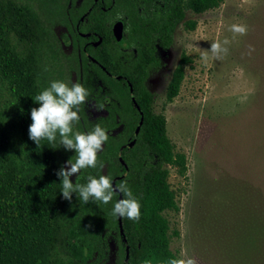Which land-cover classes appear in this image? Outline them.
Returning a JSON list of instances; mask_svg holds the SVG:
<instances>
[{
  "label": "trees",
  "instance_id": "obj_1",
  "mask_svg": "<svg viewBox=\"0 0 264 264\" xmlns=\"http://www.w3.org/2000/svg\"><path fill=\"white\" fill-rule=\"evenodd\" d=\"M223 1L0 0V264H107L115 239L120 264L179 260L164 212L178 209L169 166L184 174L186 156L174 151L147 78L160 65L158 47L172 45L177 26L195 29L186 11L202 13ZM118 22L122 44L113 32ZM191 61L183 52L167 85L168 101L178 95ZM53 79L82 83L90 93L74 128L83 132L99 123L108 140L97 166L70 180L84 184L89 175H107L125 184L140 216L121 217L123 231L110 212L120 193L108 204L84 203L75 193L62 199L55 172L73 152L28 139L29 110L36 106L31 96ZM94 101L103 104L98 114Z\"/></svg>",
  "mask_w": 264,
  "mask_h": 264
},
{
  "label": "rangeland",
  "instance_id": "obj_2",
  "mask_svg": "<svg viewBox=\"0 0 264 264\" xmlns=\"http://www.w3.org/2000/svg\"><path fill=\"white\" fill-rule=\"evenodd\" d=\"M186 19L195 29L177 26L147 79L174 151L186 156L184 174L169 166L178 204L164 212L170 248L192 264H264V0H224L202 13L187 10ZM232 24L245 25V34L231 32ZM224 39L228 52L217 58L210 43ZM183 52L192 61L168 101ZM119 242L112 240L107 264H120Z\"/></svg>",
  "mask_w": 264,
  "mask_h": 264
},
{
  "label": "clouds",
  "instance_id": "obj_3",
  "mask_svg": "<svg viewBox=\"0 0 264 264\" xmlns=\"http://www.w3.org/2000/svg\"><path fill=\"white\" fill-rule=\"evenodd\" d=\"M230 31L244 35L246 26L232 24ZM228 43L227 39L211 41L209 51L213 56L221 58L228 52ZM89 97L90 93L82 83L50 80L46 87L31 96L36 106L29 110L31 122L27 128L28 139L36 145L44 141L48 145L56 146L54 148L62 146L66 152H73L55 172L59 178V193L62 199L71 201V194L75 193L84 203L108 204L113 199L114 193H120L122 196L112 204L111 214L137 220L140 216V204L125 184L114 186L107 175H89L84 184L73 183L70 180V177L80 170L97 166V153L102 151L104 143L108 140L106 128L99 123L93 124L90 130L83 132L74 128L80 120L78 115L80 106L85 105L90 100ZM92 108L100 110L103 104L94 101ZM167 264H192V261L187 259L181 262L176 258H169Z\"/></svg>",
  "mask_w": 264,
  "mask_h": 264
},
{
  "label": "water",
  "instance_id": "obj_4",
  "mask_svg": "<svg viewBox=\"0 0 264 264\" xmlns=\"http://www.w3.org/2000/svg\"><path fill=\"white\" fill-rule=\"evenodd\" d=\"M123 28H124V27H123V23H122V22H118V23H116V24L114 25V27H113L114 35H115L117 41H118L120 44L124 43V38H123ZM100 41H101V39H99V41L96 42L95 44H98ZM130 87H131V91H132V85H131V84H130ZM131 96H132V99L134 100V102H136V99H135L133 93H131ZM142 121H143V120H142V118H141L140 123H139V125L137 126V128H136V130H135V134H136V135H137L138 132H139L140 125H141ZM134 143H135V139L132 140L131 142H129V143L127 144V146L130 147V146H132ZM120 160L123 162V158H122V157H120ZM113 185H114V186H117L116 183H115V180H113ZM121 196H122V194L119 195V198H121ZM119 224H120L121 231H123V229H122V221H121V217H119Z\"/></svg>",
  "mask_w": 264,
  "mask_h": 264
},
{
  "label": "flooded vegetation",
  "instance_id": "obj_5",
  "mask_svg": "<svg viewBox=\"0 0 264 264\" xmlns=\"http://www.w3.org/2000/svg\"><path fill=\"white\" fill-rule=\"evenodd\" d=\"M160 46L158 47V50H159ZM158 50H157V54H158ZM148 79V78H147Z\"/></svg>",
  "mask_w": 264,
  "mask_h": 264
}]
</instances>
